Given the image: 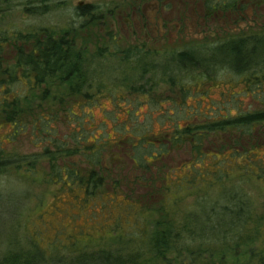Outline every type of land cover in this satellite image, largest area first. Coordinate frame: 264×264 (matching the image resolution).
Instances as JSON below:
<instances>
[{
  "label": "trees",
  "instance_id": "obj_1",
  "mask_svg": "<svg viewBox=\"0 0 264 264\" xmlns=\"http://www.w3.org/2000/svg\"><path fill=\"white\" fill-rule=\"evenodd\" d=\"M205 5L226 14L234 1L206 0ZM62 9L71 16L66 24L40 22ZM17 13L36 23L15 24L12 19ZM62 13L64 17L68 14ZM105 16L95 4L70 7L68 0H0V174L10 168L37 172L38 162L47 159L52 164V183L73 185L85 195L84 203L93 200L95 204L103 197L96 192L107 183L109 168L103 161L115 157V150L144 173L161 165V170L167 168L164 161L176 151L187 150L190 160L162 173L161 207L154 212L142 208L134 214L135 221L140 215L147 226L124 223L127 230L122 237L107 244L100 238L92 251L73 248L71 254L58 258L53 251L43 253L39 248L18 250L4 256L0 264H85L89 259L101 264H192L195 252L191 248L205 240L195 227L198 216L190 210L179 220L174 208L198 191L202 194L192 206L210 204L204 213L206 223L225 216L237 234L251 218L247 195L228 186V180L239 176L264 181V157L257 154L264 148V31L228 33L165 50L145 44L123 47L116 37L110 39L109 47H79L76 33L101 23ZM8 48L13 52L11 62L5 59ZM215 90L219 99L213 96ZM101 98L109 100L110 108L117 101L122 103L114 116L123 110L129 117H118L117 123L106 107L114 132L104 136L100 131L91 141L84 133L98 128L91 107L100 106ZM144 103L147 109L141 118ZM85 112L93 126L79 125V115ZM134 119L149 124L133 123L132 130L128 123ZM62 124L65 134H60ZM102 124L107 125V120ZM225 135L229 139L225 146L210 147L212 138ZM23 138L41 152L20 156L9 149ZM74 156L86 157L92 168L87 171L66 161ZM134 197L126 193L121 199ZM108 198L120 201L118 193ZM220 228V222L210 227ZM223 232L233 237L231 230Z\"/></svg>",
  "mask_w": 264,
  "mask_h": 264
},
{
  "label": "rangeland",
  "instance_id": "obj_2",
  "mask_svg": "<svg viewBox=\"0 0 264 264\" xmlns=\"http://www.w3.org/2000/svg\"><path fill=\"white\" fill-rule=\"evenodd\" d=\"M252 1L243 0L241 3L239 0L240 4L245 6L243 11H239L241 13L239 15L235 14L236 12L227 15L207 14L203 0H68V4L70 7L79 4H95L106 13L101 23L76 33L75 40L79 47L86 46L90 50L109 47L110 39L116 37L123 47L145 44L152 49L165 50L181 48L194 40H213L230 32L238 34L264 31V4L253 5ZM61 11L68 14L64 17ZM70 18L69 10L62 9L39 20L47 25H59L66 24ZM12 21L26 27L36 23L35 19L20 17L19 13ZM5 50L6 62H11L13 52L10 48ZM215 91L213 96L219 99V91ZM106 100L101 98L100 106L91 107L92 121L95 122L94 126H98L95 131L88 130L84 133V136H89L91 141L94 134L97 135L100 131H103L104 136L107 133L112 134L113 120L119 123L118 117L120 120H126L129 117L123 110L118 117L114 116L121 111L122 103L117 101L110 108V102ZM130 105L129 103L126 106ZM106 107L110 108L108 112L112 113L113 120L106 118L108 116ZM140 109L142 110L140 117L143 118L147 109L146 103L141 105ZM88 116L86 112L79 115V125L83 128H86V124L93 126L92 121L87 119ZM103 120H107V125L102 124ZM133 123H141V126L149 124L145 119L142 122L136 119L130 120L128 124L131 125L132 130H134ZM59 128L60 134L63 132L65 134L64 125H60ZM157 129H160L158 124H156ZM108 140L111 142L112 138ZM228 141L226 135L212 138L213 143L210 147L215 145L217 148H222ZM10 148L20 156L41 152V148L26 138L15 142V145ZM115 151V157L107 162L103 161L104 167L109 168L105 175L107 183L96 192V196L103 197L98 198L95 204L93 200L84 203L81 198L85 195L73 185L62 184L59 181L56 184L52 183L50 181L52 164L47 159L38 162L37 172H27L26 168L20 170L10 168L0 174V261L4 256L12 255L18 250L34 251L39 248L43 253L53 251L59 258V256L71 254L73 248H86L92 251L96 248L91 247L97 245L96 242L100 238L106 241V244L112 240H118L127 230L124 223L134 222L136 220L134 214L138 210L144 208L146 212H154L164 200L161 194V188L165 186L162 173L166 169L178 167L181 163L190 160L187 150L176 151L164 161L163 164L167 167L164 168L165 171L161 170L163 168L161 165L144 173L138 170L133 161L125 157L121 151ZM257 154L264 157V148L258 150ZM69 160L87 171L92 168L84 156H74L66 161ZM228 186H236L247 195L251 203V218L249 217L250 220L244 223L237 234L232 221L225 216H218V219H214L212 223L204 221V213L210 209V204L192 206L196 197L202 194L201 191H198V194L187 195L184 200L180 198L179 205H175V217L179 220L185 219L188 212L193 210L198 216L195 227L205 238L201 244L191 248L195 252L192 264H264L262 251L264 247V181L234 176L228 180ZM115 193L120 195L118 199L122 202L109 201L108 197H112ZM126 193H131L132 196H136L134 197L136 199L122 200V196ZM138 198L143 201L144 206ZM128 207L132 209L129 210ZM142 220L143 217L139 215L135 222L138 226L141 224L142 227L144 224L147 226L146 220L144 222ZM217 222H220L221 228L211 230L210 227ZM150 226L149 223L148 228ZM115 229L118 231L112 235ZM225 229L232 231V238L227 234L228 237L224 236ZM257 232L260 233L256 234ZM168 257L174 258L173 254ZM49 260L51 258L47 261L51 263ZM144 263L146 264L145 261ZM85 264L101 263L89 259ZM147 264L165 263L159 261Z\"/></svg>",
  "mask_w": 264,
  "mask_h": 264
},
{
  "label": "flooded vegetation",
  "instance_id": "obj_3",
  "mask_svg": "<svg viewBox=\"0 0 264 264\" xmlns=\"http://www.w3.org/2000/svg\"><path fill=\"white\" fill-rule=\"evenodd\" d=\"M234 1V7L232 8L231 7V9H230V11L228 12V13H232V12H236L235 14H241V13H239V11H243V9H245V6L243 7L241 4H240V2H239V0H233ZM252 1V0H251ZM243 2V0H241V3ZM205 3H206V0H203V4H204V8L206 9V12H207V14H210V15H212V14H222V15H227L228 13H226V14H224L223 12H218V11H213V10H210V9H208L207 8V6L205 5ZM252 4L254 5V4H264V0H253L252 1ZM239 5L241 6V7H239ZM237 23V22H236ZM231 34L230 35H242V34H244V33H238V34H233V32H230ZM246 34H250V33H246ZM228 35V34H227ZM216 39V38H215Z\"/></svg>",
  "mask_w": 264,
  "mask_h": 264
}]
</instances>
